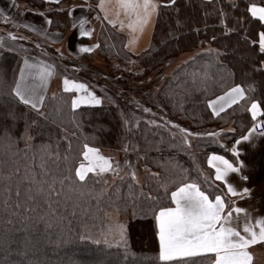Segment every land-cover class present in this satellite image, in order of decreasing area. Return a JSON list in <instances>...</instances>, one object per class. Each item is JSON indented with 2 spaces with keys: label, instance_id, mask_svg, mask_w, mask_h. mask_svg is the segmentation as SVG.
<instances>
[{
  "label": "trees",
  "instance_id": "1",
  "mask_svg": "<svg viewBox=\"0 0 264 264\" xmlns=\"http://www.w3.org/2000/svg\"><path fill=\"white\" fill-rule=\"evenodd\" d=\"M19 1L45 11L53 28L70 26L69 19L61 18L67 13L61 3ZM158 1L161 6L169 4ZM252 3L264 6V0H173L171 6L159 7L151 46L138 55L127 51L124 34L114 26L100 27L101 54L115 62V72L137 73L138 78L181 52L203 47L164 79L159 101L171 116L194 126L232 125L215 140L201 136L193 145L181 147L179 134L144 119L137 128L140 163L148 170L142 182L130 173L111 182L112 172L89 173L79 181L77 168L88 145L121 149L124 126L118 105L102 102L73 108L74 93L61 91L45 98L40 115L15 99L23 57L0 44V205L9 206L7 211L0 207V264H174L159 260L157 225L151 211L147 215L139 211L140 202L167 188L168 195L159 203L171 207L170 193L182 182L214 180L208 153L233 157L230 142L253 122L251 103L264 112V73L253 70L264 63L259 51L264 22L246 11ZM216 51L221 54L216 56ZM238 85L245 89V97L219 117L213 115L210 101ZM9 108L25 119L15 123L5 119ZM25 120L35 122L27 141L21 139ZM215 183L221 190L217 194H223L224 186ZM37 186L41 191L29 195L28 190ZM114 212L125 218L117 219ZM17 213L22 215L14 219ZM120 224L127 229V252L118 237L112 239ZM197 264L207 260L198 259Z\"/></svg>",
  "mask_w": 264,
  "mask_h": 264
},
{
  "label": "crops",
  "instance_id": "2",
  "mask_svg": "<svg viewBox=\"0 0 264 264\" xmlns=\"http://www.w3.org/2000/svg\"><path fill=\"white\" fill-rule=\"evenodd\" d=\"M45 1L62 4V9L67 11L62 19H69L70 21V26L67 29L53 28L51 23H49L51 18L45 11L31 8L29 5L25 4V1L0 0V44L8 50L20 53L23 57L14 93L16 86L20 85L21 89L26 93L31 94L34 92L36 98L43 97L40 109L47 96L54 95L61 91L73 92L75 94L73 100L81 96H87L89 93L93 92L92 88L89 87L86 82L65 76L58 77V64L55 62V58H52L54 55L52 52L57 51L62 54L65 52L68 54L66 57L69 59L82 60L84 56L89 53L80 50V47H89L91 44L97 42V33L104 21L114 26L118 32L124 34L125 48L131 54L138 55L148 50L151 46L159 8L153 11L147 20L141 22V19L145 15L143 8L132 10L125 6L128 3L143 5L144 0ZM152 2L159 5L158 0H152ZM257 6L264 7L262 5ZM261 21L264 22V20ZM81 30L89 32L91 35L89 37L80 38L78 32ZM88 42L91 43L86 44ZM93 50L94 48L92 51ZM199 50L187 56L178 65L194 57ZM70 62H68V64H70ZM45 68L51 75L41 79V74ZM65 79L69 81L67 85L64 83ZM72 81H75L76 84L84 83L88 87L85 90L78 91ZM231 89L213 98L210 102H215V106L218 110L223 106L222 112H224L234 104L231 102L225 104L224 101L218 98L222 96L226 97ZM243 98L238 97L236 103L240 102ZM209 105L211 108V103H209ZM258 106V114L256 117L252 116V124L259 118L264 122V112L259 104ZM258 132L259 131L253 134L249 142H244L239 145L241 151L239 157H229L224 153L216 152L232 160L237 167H241L239 161H243L241 172L236 174L229 173V182L234 184L238 195L232 196L231 193L227 192L226 186L222 182L217 181L224 186V193L222 195L227 197L225 201L226 204H231V207L226 208L224 213L225 216H227L228 212L232 213L227 226L236 228L241 235H250V233L246 234L244 232L245 225L253 226L254 230L259 233L260 225L258 221L264 219V137H261ZM243 134L247 135L248 133L245 132ZM231 147H236V145L232 144ZM90 149L95 150L92 155L108 159L112 165L113 171L117 168V163L119 161L116 154H113L109 150L89 145L86 147L85 153L89 152ZM85 153L84 160L78 166L77 170L80 169L81 165L87 168L93 163L90 156H86ZM212 153L213 152L208 153L206 162ZM207 165L212 169L213 178L215 179L214 169L208 163ZM218 166H220L219 163ZM89 173L106 172H100L99 169H97L95 172H87L86 176ZM244 177H247V180H245ZM243 188H248V193H244L242 191ZM175 206V201H173L171 207ZM237 207L244 208L245 211L237 212L235 210ZM263 247L264 242L258 240L256 244L249 246L248 251L253 257V254Z\"/></svg>",
  "mask_w": 264,
  "mask_h": 264
},
{
  "label": "snow or ice",
  "instance_id": "3",
  "mask_svg": "<svg viewBox=\"0 0 264 264\" xmlns=\"http://www.w3.org/2000/svg\"><path fill=\"white\" fill-rule=\"evenodd\" d=\"M173 0H169L167 5H157L152 2V0H144L143 5L136 3H128L125 6L136 10L143 8L145 15L141 19V22L147 20L153 11H156L159 7L171 6ZM234 8L238 5H233ZM64 11V10H62ZM251 16L258 17L260 20H264V7H258L257 4L252 3L250 9ZM51 23V21H49ZM239 23V20H237ZM194 31H201V29H195ZM91 33L86 31H79L78 36L80 38L89 37ZM213 39H216L213 37ZM80 50L91 53L92 48L80 47ZM210 52L212 50H209ZM259 51L264 54V32L259 33ZM221 53L215 52L216 56ZM63 57V54H60ZM254 71H259L264 73V64H262L258 69L254 68ZM23 75V73H22ZM51 75V73L45 68L41 74V79L45 76ZM68 80L65 79V85L68 84ZM72 83L76 86V90H85L88 86L84 83L76 84L75 81ZM244 89L241 86L233 87L226 97H219V100L224 101L225 104L231 102L236 104L237 98L244 97ZM15 99L25 106H28L31 110H36L40 115L41 102L43 97L36 98L35 93H26L20 87L16 86ZM102 99L95 95L94 92L89 93L87 96H81L72 101V107L77 108L81 105H95L99 106L102 104ZM211 103V113L219 117L220 113L223 111V106L220 110L215 106V102ZM258 104L256 102L251 103V115L256 117L258 114ZM144 111L150 112V108H145ZM4 118L12 121L13 123L25 119L23 113L14 112L12 109H7L4 112ZM35 122L30 120H25V126L23 129V136L21 139L27 141L30 139L28 132ZM166 127H171V121H165ZM175 127L182 133V145H187L190 143L188 137L199 138L204 135L210 136L213 140L216 139L217 133H201V132H190L188 128H180V125H175ZM234 136H236V130H228ZM248 134L245 135L241 132L237 138L231 141V144L236 145V147H231L228 151L231 155L239 157L241 151L239 145L244 142H249L254 133L257 132L255 124L244 129ZM221 134L224 130H221ZM258 134L264 137V122L261 124V129ZM219 147L225 148V145L218 144ZM95 150L90 149L89 152L85 153L86 156H90L93 163L87 168L81 165L80 169L77 170V175L79 181H85L87 172H95L99 169L100 172L113 171L112 165L109 160L92 155ZM207 163L214 169L215 179L212 177H205L202 181L197 182H182L176 191H171L170 199L175 201V207L164 206L163 203H159L162 196L168 195V190L165 188L163 192L159 193L158 197L153 198L147 196L142 200L141 207L139 211L144 215H147L149 211L152 212L153 218L158 227V238H159V260L161 261H174V264H197L199 259L201 262L207 260V264H251L252 255L248 251L250 245H254L259 240L264 242V219L258 221L260 225L259 233L254 230L253 226L245 225L244 232L250 233V235H241L236 228L227 226L228 220L231 218L232 213L228 212L227 216L224 215L225 209L231 207V204H226L227 197L222 194H217L220 192L219 186L215 181H220L226 186L228 193L232 196L238 195L237 189L234 187L232 182H229V173H239L243 167V161H239L241 167H237L232 160H229L224 155H219L213 152L208 159ZM218 163L220 166H218ZM134 176L135 173H132ZM247 180V177H244ZM206 185V187H202ZM37 191H41L39 186L35 189L28 190L29 195H34ZM244 193H248V188H243ZM158 207H153L154 204H158ZM135 203L133 207H135ZM5 211L9 210L8 205H0ZM237 212L245 211L244 208L237 207L235 209ZM22 213H17L14 219H18ZM133 215H136L134 212ZM24 219H27L25 217ZM119 238V242L123 245L125 252L128 251V241H127V229L124 224H120L115 235L112 239ZM108 242L107 240L105 241ZM99 243V241H97ZM207 254H214V260L209 258ZM180 258V259H176ZM186 258V259H185Z\"/></svg>",
  "mask_w": 264,
  "mask_h": 264
},
{
  "label": "rangeland",
  "instance_id": "4",
  "mask_svg": "<svg viewBox=\"0 0 264 264\" xmlns=\"http://www.w3.org/2000/svg\"><path fill=\"white\" fill-rule=\"evenodd\" d=\"M25 4L28 5L26 2ZM61 18H63V15ZM108 24V22L104 21L101 27L106 26L105 28H107ZM96 41V43L90 45L94 50L84 56L82 60L69 59L66 57L68 54L65 52L63 57H61V53L57 51L52 52L54 54L52 58H55L54 60L58 64V77L65 76L87 82L93 92L103 98V102L106 104L115 103L119 107L123 119L124 142L121 149L104 148L116 154L119 161L117 168L112 171L109 181L113 182L117 176L122 174L130 173L132 175V173H135L133 178L137 182H142L144 175L148 172L140 163L143 154L137 151V128L144 119L164 125L165 121H171L172 126L169 129L181 137L182 133L175 127L177 124L180 125L181 129L186 127L190 132L201 133H219L221 130L232 128L230 123L227 125H219L218 123L204 124L202 126L191 125L189 121H183L178 117L171 116L168 109L159 101L158 95L164 79L172 73L182 60L199 50V48L203 49V47L181 52L166 60L163 67L154 69L144 76L141 74L138 78L135 75L137 73L125 75L120 71L115 72L113 70L115 62L108 60L101 54L98 44L99 33H97ZM145 108H150L151 111H144ZM188 139L190 143L187 145L191 146L196 137L189 136ZM112 214H115L117 219L125 218L119 212ZM251 264H264V247L253 254Z\"/></svg>",
  "mask_w": 264,
  "mask_h": 264
},
{
  "label": "built area",
  "instance_id": "5",
  "mask_svg": "<svg viewBox=\"0 0 264 264\" xmlns=\"http://www.w3.org/2000/svg\"><path fill=\"white\" fill-rule=\"evenodd\" d=\"M263 120L262 119H257L254 124L256 126L257 131H259L261 129V124H262Z\"/></svg>",
  "mask_w": 264,
  "mask_h": 264
}]
</instances>
